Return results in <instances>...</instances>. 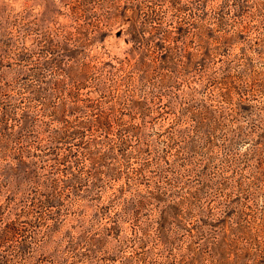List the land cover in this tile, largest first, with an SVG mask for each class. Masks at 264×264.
<instances>
[{
  "label": "rangeland",
  "instance_id": "1",
  "mask_svg": "<svg viewBox=\"0 0 264 264\" xmlns=\"http://www.w3.org/2000/svg\"><path fill=\"white\" fill-rule=\"evenodd\" d=\"M0 264H264V0H0Z\"/></svg>",
  "mask_w": 264,
  "mask_h": 264
}]
</instances>
